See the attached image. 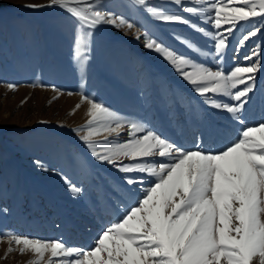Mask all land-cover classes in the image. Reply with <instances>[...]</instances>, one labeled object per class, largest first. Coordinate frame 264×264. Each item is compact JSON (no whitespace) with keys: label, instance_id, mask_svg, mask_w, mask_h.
Wrapping results in <instances>:
<instances>
[{"label":"snow or ice","instance_id":"6c2138e0","mask_svg":"<svg viewBox=\"0 0 264 264\" xmlns=\"http://www.w3.org/2000/svg\"><path fill=\"white\" fill-rule=\"evenodd\" d=\"M130 5L155 21L189 26L211 39V49L204 51L198 42L178 35L175 39L192 55L174 50L139 16L118 13L105 0H47L22 7L59 8L73 18V60L80 70L86 67L98 26L135 30L134 38H143L144 47L166 60L205 104L226 112L240 127L216 129L223 143L215 147L203 139L186 146L82 92L73 114L87 102L89 118L73 131H86L79 139L91 156L123 174L112 186L113 220L86 248L63 237L5 235L21 254H34L32 264H254L257 259L264 264V119L249 121L244 115L256 74L264 71V44L243 56L246 65L237 61L226 67V53L237 32L242 36L236 39L234 52L254 37L264 39V0H130ZM7 87L15 90L16 85ZM80 87L84 88L83 81ZM53 90L60 94L55 86ZM215 97H228L230 102ZM125 129L126 139L121 141ZM102 132L116 135L94 139ZM64 179L71 192L82 191ZM12 251L9 247L5 256Z\"/></svg>","mask_w":264,"mask_h":264},{"label":"rangeland","instance_id":"374dc122","mask_svg":"<svg viewBox=\"0 0 264 264\" xmlns=\"http://www.w3.org/2000/svg\"><path fill=\"white\" fill-rule=\"evenodd\" d=\"M105 2L118 13L139 16L174 50L192 55L175 39L178 35L198 42L204 51L211 49V39L187 25L155 21L133 8L130 0ZM29 3L47 0H0V264H32L35 259L30 251L21 254L6 233L63 237L86 248L114 218L115 213L109 214L115 199L112 186L123 174L91 156L79 139L86 131H73L89 118L87 102L73 114L82 92L186 146L203 139L215 147L223 143L215 135L216 129L240 127L226 112L205 104L166 60L144 47L143 38H134L135 30L98 26L86 67L80 70L73 60V18L59 8L22 7ZM184 15L213 30L191 14ZM241 36L242 32H237L227 50L226 67L237 61L246 65L243 56L264 44L257 36L234 52L235 41ZM9 83L16 85L15 90L8 89ZM250 97L244 115L249 121L264 119V71L256 74ZM215 98L230 102L228 97ZM115 135L102 132L94 139H113ZM119 139H126V129ZM64 177L82 191L71 192ZM9 247L13 251L5 256ZM254 264H259L258 259Z\"/></svg>","mask_w":264,"mask_h":264}]
</instances>
